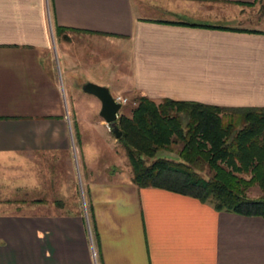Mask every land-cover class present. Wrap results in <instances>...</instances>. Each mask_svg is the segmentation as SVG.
Instances as JSON below:
<instances>
[{
	"label": "crops",
	"instance_id": "obj_1",
	"mask_svg": "<svg viewBox=\"0 0 264 264\" xmlns=\"http://www.w3.org/2000/svg\"><path fill=\"white\" fill-rule=\"evenodd\" d=\"M262 3L0 0V167L33 191L43 168L48 192L27 205L47 210L0 215V264H264L263 218L138 188L82 91L262 107Z\"/></svg>",
	"mask_w": 264,
	"mask_h": 264
},
{
	"label": "trees",
	"instance_id": "obj_2",
	"mask_svg": "<svg viewBox=\"0 0 264 264\" xmlns=\"http://www.w3.org/2000/svg\"><path fill=\"white\" fill-rule=\"evenodd\" d=\"M63 31L55 28V35ZM132 101L129 115L116 119V141L134 185L191 197L215 212L264 219V106ZM254 187L257 194L250 193Z\"/></svg>",
	"mask_w": 264,
	"mask_h": 264
},
{
	"label": "rangeland",
	"instance_id": "obj_3",
	"mask_svg": "<svg viewBox=\"0 0 264 264\" xmlns=\"http://www.w3.org/2000/svg\"><path fill=\"white\" fill-rule=\"evenodd\" d=\"M263 6H264V3L257 4V6H254V8L256 11L258 10L261 13ZM240 25H243V24H240ZM245 26H248V25L245 24ZM74 47L75 46H73V48ZM74 49H80L82 51L81 56L85 60L93 59L91 62H96L98 59V53L95 55H90V53H88L90 50V45H88V43L77 44L76 48ZM101 53H102V50L99 51V55H101ZM117 56L121 57V55H116V57ZM126 100H127L126 105H121L119 112L122 114L129 115V110L134 105V102L132 101V98H126ZM214 105H217L222 108H229L227 106V103H214ZM120 151H121V147H120ZM74 162L75 161H73V164ZM126 170H127L126 171L127 174H130L129 168L127 167V162H126ZM44 173L45 171L43 170V168H42V171L40 167L38 170H36V174H35L36 177L31 179V181L33 184L37 182V186L39 188L33 191V190L24 189L23 187L25 184L24 182L27 179V177L16 179L14 177V170H12L11 168L0 167V215H8V214H13V213L28 214L30 211L31 212L33 211L41 212L44 209L47 210L48 207L46 206H43V207L42 206H32V207L27 206L28 203L32 201L33 199H41V198L48 197V192L45 189V182H43ZM250 193L257 194L258 193L257 188L255 187L252 188Z\"/></svg>",
	"mask_w": 264,
	"mask_h": 264
},
{
	"label": "water",
	"instance_id": "obj_4",
	"mask_svg": "<svg viewBox=\"0 0 264 264\" xmlns=\"http://www.w3.org/2000/svg\"><path fill=\"white\" fill-rule=\"evenodd\" d=\"M82 91L94 96L100 103L98 116L110 127V132L117 140L120 138V130L116 126L117 113L120 105L113 101L108 90L102 86L87 82L82 86Z\"/></svg>",
	"mask_w": 264,
	"mask_h": 264
},
{
	"label": "built area",
	"instance_id": "obj_5",
	"mask_svg": "<svg viewBox=\"0 0 264 264\" xmlns=\"http://www.w3.org/2000/svg\"><path fill=\"white\" fill-rule=\"evenodd\" d=\"M112 98H113V101H114L115 103L119 104L120 106H121V105H126V103H127V100H126V98H124V97L113 96ZM105 127H106V129H107L108 131H110V127H109L107 124H105Z\"/></svg>",
	"mask_w": 264,
	"mask_h": 264
}]
</instances>
